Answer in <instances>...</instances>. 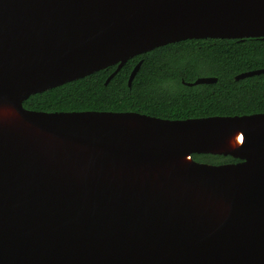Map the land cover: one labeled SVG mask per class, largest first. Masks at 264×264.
<instances>
[{"label": "water", "instance_id": "95a60500", "mask_svg": "<svg viewBox=\"0 0 264 264\" xmlns=\"http://www.w3.org/2000/svg\"><path fill=\"white\" fill-rule=\"evenodd\" d=\"M206 38H264V0H0V264H264V113L162 119L22 106L116 65L107 84L134 56ZM21 118L47 135L39 145L4 126ZM237 131L242 146L225 149ZM197 194L227 214L199 207Z\"/></svg>", "mask_w": 264, "mask_h": 264}, {"label": "trees", "instance_id": "16d2710c", "mask_svg": "<svg viewBox=\"0 0 264 264\" xmlns=\"http://www.w3.org/2000/svg\"><path fill=\"white\" fill-rule=\"evenodd\" d=\"M142 60L131 85L128 78ZM84 78L31 95L22 106L38 112H136L162 119L241 116L264 113V38L187 39L158 47ZM200 77L216 82L186 85ZM197 162H235L230 156L192 154Z\"/></svg>", "mask_w": 264, "mask_h": 264}, {"label": "bare ground", "instance_id": "6f19581e", "mask_svg": "<svg viewBox=\"0 0 264 264\" xmlns=\"http://www.w3.org/2000/svg\"><path fill=\"white\" fill-rule=\"evenodd\" d=\"M4 109V108H3ZM0 110H1V108H0ZM17 115H18V117L20 118L21 116L19 115V113L13 108L12 109ZM0 114H2V113H0ZM0 116H2V115H0ZM6 116V118H8L9 116L8 115H5ZM10 118V117H9ZM20 121L22 122V123H20V125L19 126H24L25 127V129L24 128H22V127H19L18 125H13L15 122L14 121H12V122H10V123H4V126H6V128H8V129H10V130H14V131H20V130H22L23 131V134L25 135V136H29V137H32V139L34 140V143L36 144V145H39L40 143L39 142H37V141H35V140H41V139H43V137L42 136H45V138H46V134H44L43 132H41V131H39L38 129H35V128H32V127H29L28 125H27V123H25L24 122V120L21 118L20 119ZM27 141L29 140V138H27L26 139ZM242 142H243V135H242V133L241 132H239V131H237V132H234V133H232L231 135H229L228 137H227V139H226V143H225V149L226 148H229V149H233V148H237L238 149V147L240 148L241 146H242ZM43 143V145L42 146H44L45 147V150H49V148H51L52 150L54 149V147L52 146V145H50V143H48V142H46L45 140H44V142H42ZM46 145V146H45ZM66 145L67 146H69V143L68 142H66ZM46 154H48L49 152H47V151H44ZM183 160V162H184V164L185 163H187L188 162V160H189V158L188 157H185V158H183L182 159ZM66 170H67V172L68 173H71L72 172V170H68V167H66ZM165 171H168L167 170V168L165 169ZM144 175H146V173H143L141 176H144ZM148 175V174H147ZM137 176V174H135V177ZM195 201L199 204L198 206L199 207H202V206H207V204H205V201L204 200H201L200 199V197H199V195L197 194V196H196V198H195ZM207 208L209 209V211L211 212V213H215V214H221L222 216H225L226 214H227V212H228V206H226L225 204H223V203H221V205H219V203L217 202H213V203H211V202H209V204H208V206H207Z\"/></svg>", "mask_w": 264, "mask_h": 264}, {"label": "flooded vegetation", "instance_id": "af4514ba", "mask_svg": "<svg viewBox=\"0 0 264 264\" xmlns=\"http://www.w3.org/2000/svg\"><path fill=\"white\" fill-rule=\"evenodd\" d=\"M139 56V55H138ZM116 67V65H114ZM110 67V66H109ZM107 68V67H106ZM122 68V67H121ZM102 70V69H101ZM100 71V70H99ZM98 72V71H97ZM96 73V72H95ZM94 74V73H93ZM91 75V74H90Z\"/></svg>", "mask_w": 264, "mask_h": 264}]
</instances>
